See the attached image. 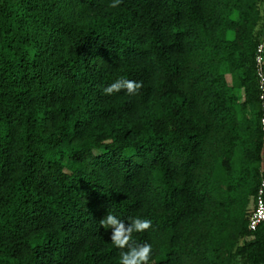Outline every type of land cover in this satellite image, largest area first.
<instances>
[{
	"label": "trees",
	"instance_id": "16d2710c",
	"mask_svg": "<svg viewBox=\"0 0 264 264\" xmlns=\"http://www.w3.org/2000/svg\"><path fill=\"white\" fill-rule=\"evenodd\" d=\"M112 3L0 0V264H264V0Z\"/></svg>",
	"mask_w": 264,
	"mask_h": 264
},
{
	"label": "clouds",
	"instance_id": "9594fccd",
	"mask_svg": "<svg viewBox=\"0 0 264 264\" xmlns=\"http://www.w3.org/2000/svg\"><path fill=\"white\" fill-rule=\"evenodd\" d=\"M120 3V0H113L111 7H116ZM121 88H127L128 93L132 94L140 88V84L131 81L117 80L109 87L104 89L107 94L118 91ZM101 227L105 229H111V241L120 249L129 245L131 235L133 232H143L151 225V221L148 219L136 218L132 220L128 227L116 216L109 214L105 219L100 221ZM152 247L148 243H144L138 247H129V251L121 252L119 264H151L150 254Z\"/></svg>",
	"mask_w": 264,
	"mask_h": 264
},
{
	"label": "built area",
	"instance_id": "2783aa9c",
	"mask_svg": "<svg viewBox=\"0 0 264 264\" xmlns=\"http://www.w3.org/2000/svg\"><path fill=\"white\" fill-rule=\"evenodd\" d=\"M256 73L260 90V99L264 109V37L257 47ZM261 127L264 133V116L261 118ZM264 223V179L261 181L255 196L254 209L249 219V230L254 232Z\"/></svg>",
	"mask_w": 264,
	"mask_h": 264
},
{
	"label": "crops",
	"instance_id": "0c3cea01",
	"mask_svg": "<svg viewBox=\"0 0 264 264\" xmlns=\"http://www.w3.org/2000/svg\"><path fill=\"white\" fill-rule=\"evenodd\" d=\"M263 30H264V24H263Z\"/></svg>",
	"mask_w": 264,
	"mask_h": 264
}]
</instances>
